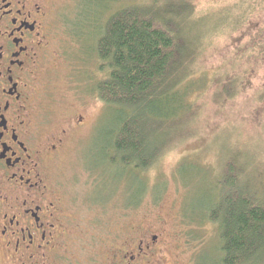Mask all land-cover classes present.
Returning a JSON list of instances; mask_svg holds the SVG:
<instances>
[{"label": "trees", "instance_id": "trees-1", "mask_svg": "<svg viewBox=\"0 0 264 264\" xmlns=\"http://www.w3.org/2000/svg\"><path fill=\"white\" fill-rule=\"evenodd\" d=\"M102 11L77 15L79 29L94 35L92 53L106 71L94 87L109 108L98 145L106 164L140 176L143 191V172L203 122L202 104L190 99L192 87L208 75L203 62L209 51L223 37L232 40L209 75L210 99L230 105L249 89L251 126L234 125L219 135L218 172L208 177L200 209L217 226L220 264H262L264 0H146L119 6L104 20ZM192 161L182 160L176 172Z\"/></svg>", "mask_w": 264, "mask_h": 264}, {"label": "rangeland", "instance_id": "rangeland-1", "mask_svg": "<svg viewBox=\"0 0 264 264\" xmlns=\"http://www.w3.org/2000/svg\"><path fill=\"white\" fill-rule=\"evenodd\" d=\"M144 1L56 0L55 3L63 39L57 42L60 56L48 63L39 80V96L55 122L82 108L87 113L85 126L71 133L55 168V178L61 181V190L76 219V227H71L74 242L62 251L60 247L67 258L60 257L58 264H92L96 253L102 255L105 249L101 237L106 235L114 244L121 235L133 236L136 228H150L159 235L164 248L163 264H220L218 229L200 204L208 190V177L218 172L219 135L234 125L251 126L247 121L249 89L230 105L226 102L220 107L210 99L209 75L230 53L232 40L223 37L217 50L209 51L203 62L208 75L200 76V83L192 87L190 99L202 104L203 122L191 136L193 130L189 137L181 135L176 139L143 172L148 181L146 191L140 189H144V184L139 175L128 176L117 164H106L100 153L98 144L103 142L101 134L109 108L100 107L93 98L95 84L105 77L106 71L99 69L92 53L94 35L79 29L77 15L97 16L108 3L102 11L104 20L119 6ZM261 80L255 78L252 87ZM227 108L230 109L226 111ZM184 159L193 160L192 164L178 174L176 169ZM206 167L209 169L205 170ZM3 258L0 253V264H6Z\"/></svg>", "mask_w": 264, "mask_h": 264}, {"label": "flooded vegetation", "instance_id": "flooded-vegetation-1", "mask_svg": "<svg viewBox=\"0 0 264 264\" xmlns=\"http://www.w3.org/2000/svg\"><path fill=\"white\" fill-rule=\"evenodd\" d=\"M55 3L0 0V253L6 264H58L74 242L76 219L55 168L87 113L82 108L55 122L39 96V80L60 56L63 39ZM133 231L114 244L101 237L105 249L92 264H163L159 235L150 228Z\"/></svg>", "mask_w": 264, "mask_h": 264}]
</instances>
